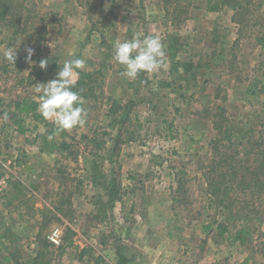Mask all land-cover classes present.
Segmentation results:
<instances>
[{
  "label": "rangeland",
  "instance_id": "1",
  "mask_svg": "<svg viewBox=\"0 0 264 264\" xmlns=\"http://www.w3.org/2000/svg\"><path fill=\"white\" fill-rule=\"evenodd\" d=\"M38 1L61 15L39 53L34 37L12 36L0 23V114H9L7 122L0 118V264H28L38 248L46 252L47 264H65L71 256L69 264H79L80 255L89 263L110 264L99 260L102 254L91 244L132 253L115 226L117 220L132 226L140 217L144 224L163 226L157 236L174 246V264H264V223L245 245L228 232H203L211 218H224L222 209L209 204L201 168L217 138V113L223 112L232 130L226 144L233 151L264 143V45L256 39L264 32V0L244 3L247 10L240 15L228 6L210 11L206 0H193L188 18L176 25L165 17L161 0ZM137 33L162 37L166 67L130 80L113 59V44ZM86 43L91 46L86 64L101 68L94 95L82 98L88 113L84 126L59 130L38 109L19 118L10 115L16 100L38 102L34 89L52 74H39L41 59L50 70L57 62L80 58ZM172 43L176 60L201 66L191 74L185 75L183 66L173 73ZM9 47L16 48L22 68L4 59ZM29 47L34 49L31 63L23 59ZM113 99L121 104L116 114L110 113ZM127 104L132 140L125 132L118 138L117 120ZM114 184L119 201L103 189ZM255 205L264 210L259 201ZM56 228L63 246L49 239ZM70 239L73 244L66 245ZM104 255L118 260L109 251ZM168 255L163 264H169Z\"/></svg>",
  "mask_w": 264,
  "mask_h": 264
},
{
  "label": "trees",
  "instance_id": "2",
  "mask_svg": "<svg viewBox=\"0 0 264 264\" xmlns=\"http://www.w3.org/2000/svg\"><path fill=\"white\" fill-rule=\"evenodd\" d=\"M164 4L165 17L168 18L173 25L185 21L189 16V6L192 5L193 0H161ZM251 0H206L207 9L210 11H219L223 6L231 7L236 15L242 14L247 10L244 3H249ZM61 15L53 10L45 9L41 6L38 0H0V23L11 31L12 36H28L34 37L33 44H35V51L39 53L41 48L49 42V35L51 28L58 23ZM235 20V19H234ZM236 21V20H235ZM239 22V21H238ZM257 42L264 45V32L258 36ZM25 43L29 44L28 40L24 38ZM169 50L171 58V70L173 73H179V66H183L184 74H191L198 67L201 66L199 62L193 65L190 62H179L176 60L177 51L176 43H172ZM21 51V49H20ZM27 53L24 52V62ZM20 68L23 63L16 60L15 62ZM62 67L58 62L50 70L39 69L40 75L49 74L53 79L57 71ZM101 68V67H100ZM85 71L79 70V79L76 85V90L80 92L82 98H89L94 95L96 82L98 78L95 74L100 70ZM185 77V76H184ZM47 80V81H48ZM23 81V80H21ZM165 85L170 86L171 82H164ZM264 85L260 88L262 91ZM112 99V98H111ZM110 113L116 114L121 108L118 100L113 99ZM15 110L11 112V116L29 115L36 113L38 109V102L27 98L16 100L14 103ZM122 115L119 116L118 122L120 126L119 137H123V133H128L130 140L134 131L127 127V119L129 115L130 104ZM219 110H223L221 107ZM225 116L223 112L215 114L213 119V127L216 131L217 138L211 141L212 154L202 168L203 181L206 186V192L209 197V204L214 207L222 209L224 220H218L216 217L202 225V230L205 234L212 232L217 233L216 236H223L226 232L231 233L233 241L241 245L248 244L253 239L255 230L258 224L264 223V210H255L254 206L257 201L264 206V143L256 142L252 144L250 149L232 150L227 142L231 141L232 130L225 125ZM55 129L54 132H57ZM123 138H121L122 140ZM97 147L102 146L103 142L95 141ZM225 144V145H224ZM178 186H183V179L179 178ZM114 186V187H113ZM112 187L103 189L112 195L113 201L121 200L117 195L115 184ZM252 203V205L250 204ZM113 206H111L112 208ZM236 207H240L237 209ZM257 207V206H256ZM62 209L61 206L56 207L57 211ZM232 227V228H230ZM69 232L70 229H69ZM38 241L41 240L37 234ZM69 239L65 236V239ZM46 241V240H45ZM40 244V243H39ZM53 243L46 241L49 246ZM73 244L70 239L68 244ZM55 245V244H53ZM59 245V244H57ZM61 245V244H60ZM65 245L63 243L61 246ZM35 255L27 261L28 264H47L45 261L46 252L44 249L38 248ZM118 260L116 264H130L132 258L117 249ZM10 256L5 257L10 261Z\"/></svg>",
  "mask_w": 264,
  "mask_h": 264
},
{
  "label": "clouds",
  "instance_id": "3",
  "mask_svg": "<svg viewBox=\"0 0 264 264\" xmlns=\"http://www.w3.org/2000/svg\"><path fill=\"white\" fill-rule=\"evenodd\" d=\"M113 59L121 66V75L134 80L140 73L155 74L166 67V50L160 35L134 34L131 39H117L113 44ZM25 59L32 62L33 48L25 49ZM3 57L15 64L17 59L16 48L9 47L3 51ZM48 61L41 59L39 67L46 69ZM86 62L82 58H71L64 61L57 71L55 78L46 83H39L34 92L39 94L38 111L47 120H51L59 130H71L74 127L84 126L87 119V109L83 106V99L76 85L79 79V70L85 68ZM0 118L4 122L9 114L3 112Z\"/></svg>",
  "mask_w": 264,
  "mask_h": 264
},
{
  "label": "crops",
  "instance_id": "4",
  "mask_svg": "<svg viewBox=\"0 0 264 264\" xmlns=\"http://www.w3.org/2000/svg\"><path fill=\"white\" fill-rule=\"evenodd\" d=\"M83 34V30L80 31V36H82ZM92 38V44L95 45L94 41H97V37L95 38V36H91ZM83 38L80 37V40H82ZM90 41V40H89ZM88 41V42H89ZM100 44V42H98ZM98 44V46H99ZM89 49H91V46L89 43L84 44L83 46H80V58L84 59V56L88 53ZM97 66L95 65V62L93 64H86L85 68L83 70L85 71H94L97 70ZM144 224L143 222V218L140 217V219L136 220L134 225L130 226V224L126 225V222L123 221V223L119 222L117 220L116 223V228L118 229L117 235L119 238L123 239L126 242H130L133 248V252L132 253H125L127 254L130 258H132L131 263L130 264H149V260H154V262L150 263V264H163L162 257H164V255L167 256V253L170 255V257L167 259L169 264H174V260L173 256H172V251H170L172 248H174V246L172 245V243L167 242V244H164L163 242L165 240H161L158 236L157 233H159V229H163V226H156L154 227L153 225H148ZM162 232V231H161ZM168 239L171 240V238L168 237ZM92 247L97 250L98 252H100V254H102V256H98L100 257L99 260H103V259H108V261L110 262V264H116L113 263V260L111 256H105L104 252L105 251H109L110 253H112L113 256H115L118 259V255H117V249L118 246H113L109 244L108 249L107 248H103L101 244L97 245V244H91ZM101 247V248H100ZM123 247H121L122 249ZM76 249V248H75ZM83 249V246L80 247V250ZM77 251V250H76ZM71 253H73V251H71ZM168 255V256H169ZM70 258H73L72 256ZM69 258V259H70ZM68 259V262H66L65 264H69L71 263ZM73 261V260H72ZM79 264H98L99 261L97 260V262H92L89 263L88 259H86L85 255H80L79 258L77 259ZM117 261V260H116ZM158 261V262H155ZM75 263V262H74Z\"/></svg>",
  "mask_w": 264,
  "mask_h": 264
},
{
  "label": "built area",
  "instance_id": "5",
  "mask_svg": "<svg viewBox=\"0 0 264 264\" xmlns=\"http://www.w3.org/2000/svg\"><path fill=\"white\" fill-rule=\"evenodd\" d=\"M50 241L53 242L54 244H60L61 243V232L58 228L53 230L49 237Z\"/></svg>",
  "mask_w": 264,
  "mask_h": 264
}]
</instances>
